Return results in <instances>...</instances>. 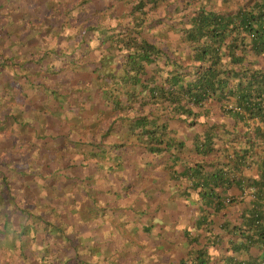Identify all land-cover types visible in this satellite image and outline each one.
I'll return each mask as SVG.
<instances>
[{
	"label": "trees",
	"instance_id": "trees-1",
	"mask_svg": "<svg viewBox=\"0 0 264 264\" xmlns=\"http://www.w3.org/2000/svg\"><path fill=\"white\" fill-rule=\"evenodd\" d=\"M12 1L0 0V218L5 224L13 214L26 217L18 232L13 231L7 242L2 241L6 250L0 264L30 262L14 250L18 241L19 248H23L34 240L40 224L62 232L61 225L54 226L58 213L50 211L54 212V222L44 216L53 206L45 204L40 213L33 214L32 207L22 206L18 186L35 183L41 190H52L67 184L70 188L65 191L74 195L67 200L78 201V187L90 185L84 181L83 171L89 172L95 166L107 171L119 168L120 161L110 157L107 149L123 146L125 141L106 147L103 140L109 129L100 140L94 134L85 138L70 129L73 132L68 134L74 133L75 139L65 138L64 142L73 144L71 153L89 151L91 156L64 157L63 167L62 157H32L35 146L38 150L45 146L40 143L46 129H38L31 122L47 124L48 114L61 119V114L51 111L49 101L61 106L68 100L66 93L48 85L45 79L84 66L82 56L86 51L81 45L87 43L90 33L97 35L105 47L97 61L85 66L100 81L104 104L120 112L117 119L127 128L130 144H138L150 153L180 150L183 142L171 135L169 120L197 117L213 102L246 126L253 125L254 132L264 140V0H102V5H96L95 0H25L26 10H38L29 16L19 3L14 8L22 14L16 19L11 15ZM117 7L123 11L115 13ZM77 15L79 19L74 18ZM53 17L60 18V22L54 24ZM5 18L20 24L11 31ZM63 29H67L65 34ZM34 30L40 44L37 50L26 48L24 53H14L13 46L17 42L25 45V37ZM62 37L63 45L57 46ZM152 63L156 65L149 73ZM35 94L40 97L33 100ZM135 103L154 104L155 112L131 115ZM195 107L202 110L196 111ZM209 135L202 142L201 152L211 150L213 138ZM56 158L60 159L57 168L66 171L63 174L51 167ZM199 173L200 168L196 170ZM221 176V171H213L197 182L204 188L202 196L215 208L225 200L214 191L225 180ZM254 184L256 199L249 220L260 228L259 243L264 246V172ZM67 246L61 248L68 250ZM70 246L72 253L61 264H97L80 257L76 241ZM45 253L36 258V264L52 263ZM190 255L193 264H208L204 249ZM225 263L246 264L233 256L226 257Z\"/></svg>",
	"mask_w": 264,
	"mask_h": 264
},
{
	"label": "crops",
	"instance_id": "crops-1",
	"mask_svg": "<svg viewBox=\"0 0 264 264\" xmlns=\"http://www.w3.org/2000/svg\"><path fill=\"white\" fill-rule=\"evenodd\" d=\"M24 1H12V18L22 14L21 10L14 8L19 3L28 15L38 10V7L26 10L28 7L23 5ZM103 2L95 0L96 5ZM122 11L117 7L115 13ZM74 18L79 19L78 15ZM52 20L54 24L60 22V18L53 17ZM5 21L11 31L20 24L8 18ZM65 31L67 29L61 32L65 34ZM33 32L35 30L30 37H25V45L17 42L13 46L14 53H24L26 48L37 50L40 44ZM60 39V43L55 41L54 45L62 46L63 37ZM104 47L98 36L90 33L87 43L81 45L86 51L82 56L84 66L47 75V84L66 93L68 100L61 106L54 100L49 101V108L61 114V119L48 114L47 124L31 122L38 129L40 126L46 129L40 143L45 146L40 150L35 146L32 157H62L63 167L64 157L91 156L89 151L71 153L73 144L64 142L65 138L75 139L74 133L69 132L81 133L85 138L94 134L100 140L109 129L103 140L106 147L119 140L125 141L123 146L107 149L110 157L120 161L119 168L107 171L95 166L89 172H82L80 167L84 181L90 185L78 187V201L67 200V197L74 196L71 191H65L70 188L67 184L52 190H41L35 183L18 186L22 191V206L29 205L32 213L37 215L42 210L40 207L52 205L44 216L54 222L53 214L58 213L54 226L61 225L62 230L40 224L34 240L26 242L23 248H19L18 241L14 251L23 253L30 260L22 263L36 264V258L42 257L45 250L44 257L52 260L51 264H61L72 253L71 241H76L80 257L97 264H193L190 254L198 249L205 250L208 264H226L228 256L246 264H264V246L259 243L260 228L252 226L249 220L256 199L254 182L264 172V140L254 132V126H246L213 102L197 117L169 120L171 135L183 142L180 150L174 148L171 152L150 153L138 144H130L132 139L128 138L127 128L117 119L120 112L104 104L98 86L100 81L85 66L87 62L97 61ZM155 65L148 66L149 73ZM38 97L40 95L35 94L32 98L36 100ZM26 108L23 109L25 115L28 114ZM194 109L202 110L199 107ZM151 110L155 112L154 104L135 103L128 111L133 115ZM206 134L213 138L212 147L201 152ZM54 161L55 166L51 167L57 174L66 172L57 168L59 158ZM199 168L200 173L196 174ZM213 171H221V177L225 178L214 188L225 198L219 208L202 196L204 188L197 184L205 174ZM87 173L92 175L91 178H87ZM228 198L230 201H226ZM25 217L22 213L13 214L5 224L0 218V257L6 250L2 244L14 234L13 231L18 232ZM65 245L68 250L61 248Z\"/></svg>",
	"mask_w": 264,
	"mask_h": 264
},
{
	"label": "built area",
	"instance_id": "built-area-1",
	"mask_svg": "<svg viewBox=\"0 0 264 264\" xmlns=\"http://www.w3.org/2000/svg\"><path fill=\"white\" fill-rule=\"evenodd\" d=\"M231 105L228 104V107H230Z\"/></svg>",
	"mask_w": 264,
	"mask_h": 264
}]
</instances>
